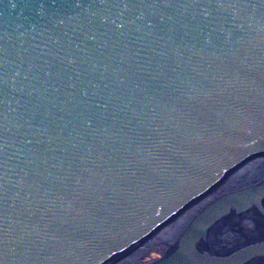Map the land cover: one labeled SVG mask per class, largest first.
I'll return each instance as SVG.
<instances>
[{"label": "water", "instance_id": "obj_1", "mask_svg": "<svg viewBox=\"0 0 264 264\" xmlns=\"http://www.w3.org/2000/svg\"><path fill=\"white\" fill-rule=\"evenodd\" d=\"M129 258L264 264V0H0V264Z\"/></svg>", "mask_w": 264, "mask_h": 264}, {"label": "bare ground", "instance_id": "obj_2", "mask_svg": "<svg viewBox=\"0 0 264 264\" xmlns=\"http://www.w3.org/2000/svg\"><path fill=\"white\" fill-rule=\"evenodd\" d=\"M159 243H157V244L155 243L156 246H153V247H151V246H143V254H145V255H141L140 253H136V255L137 256L146 257L151 263L157 261L160 258V255L155 254L154 251L157 252L158 250H155V249L156 248L157 249H160V248L162 249V246H163V244H159ZM158 244H159L160 248L158 247ZM154 247H156V248H154ZM123 264H138V261L133 259V258H129L126 261H123Z\"/></svg>", "mask_w": 264, "mask_h": 264}, {"label": "flooded vegetation", "instance_id": "obj_3", "mask_svg": "<svg viewBox=\"0 0 264 264\" xmlns=\"http://www.w3.org/2000/svg\"><path fill=\"white\" fill-rule=\"evenodd\" d=\"M155 254H157L155 251H154Z\"/></svg>", "mask_w": 264, "mask_h": 264}]
</instances>
